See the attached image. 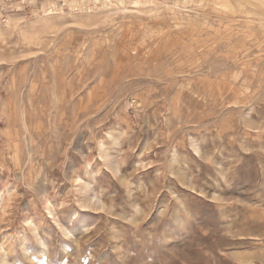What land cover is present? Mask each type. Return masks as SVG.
Masks as SVG:
<instances>
[{
	"label": "rangeland",
	"instance_id": "obj_1",
	"mask_svg": "<svg viewBox=\"0 0 264 264\" xmlns=\"http://www.w3.org/2000/svg\"><path fill=\"white\" fill-rule=\"evenodd\" d=\"M0 264H264V0H0Z\"/></svg>",
	"mask_w": 264,
	"mask_h": 264
}]
</instances>
